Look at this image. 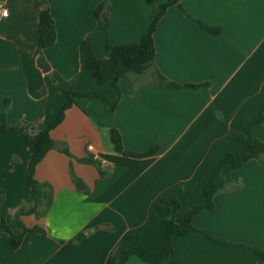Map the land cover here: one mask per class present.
Wrapping results in <instances>:
<instances>
[{"label":"crops","instance_id":"obj_1","mask_svg":"<svg viewBox=\"0 0 264 264\" xmlns=\"http://www.w3.org/2000/svg\"><path fill=\"white\" fill-rule=\"evenodd\" d=\"M44 8L54 18L57 39L40 53ZM152 14L146 0H0V122L41 132L67 102L63 89L101 94L117 104L110 113L100 99L75 98L51 131L58 147L36 168L46 215L21 218L44 233H28L11 250L0 232V264H109L132 247L158 250L166 236V224L153 220L158 202L177 198L182 210L175 220L181 223L205 203L213 164L228 152H248L246 128L264 113V0H179L158 24L147 72L122 78L118 89L100 84L84 67L85 45L107 59L105 45L138 43ZM196 21L221 27L222 34L211 35ZM158 71L182 86L207 87L166 89L157 82ZM111 129L120 132L129 155L114 151ZM252 134L264 142V120ZM31 159L23 135L0 134V191L12 230L18 228L15 214L32 205ZM216 181L224 188L213 210L193 218L198 231L171 237L176 258L182 264H264L255 252H264V160L251 159L240 169L227 165ZM126 264L148 263L133 256Z\"/></svg>","mask_w":264,"mask_h":264},{"label":"trees","instance_id":"obj_2","mask_svg":"<svg viewBox=\"0 0 264 264\" xmlns=\"http://www.w3.org/2000/svg\"><path fill=\"white\" fill-rule=\"evenodd\" d=\"M153 6V14L151 18V24L147 32L142 36L138 43L111 45L107 43L105 45L106 50L110 54L107 59L97 58L91 51V47L88 44L85 45V49L89 52V56L84 63V67L88 69L91 76L96 79L100 84L112 83L116 89H118V83L122 78L130 76H140L145 74L156 56V45L154 35L158 24L162 17L166 14L167 10L175 5H179V0H169L166 3H159L156 0H146ZM107 4H101L96 12V17L100 18L102 13L106 10ZM107 21V20H106ZM211 35L219 36L222 34L221 27H212L202 22L196 21ZM39 43L38 50L41 53L43 50L52 47L57 39V30L54 18L52 17L49 9L44 8L41 14L40 23L38 27ZM157 82L159 85L166 89H181L200 91L207 87V85H179L177 83L170 82L159 71L157 72ZM63 94L67 97V102L63 106L62 110L57 116L55 122L42 130L41 132L31 135L23 130L9 126L5 122H0V134L3 133H19L23 135L28 143V146L32 152V159L28 167V184L31 188L32 205L30 207H22L15 214V221L18 224L16 230H12L8 224L6 216L3 214V204L5 200V193L0 191V232L5 233L4 241L11 250H18L24 243L25 236L28 233H44V230L40 227L27 228L21 218L26 215L35 214L38 218L46 215V212L42 210V186L36 179L35 173L37 166L41 163L47 153L58 147V143L51 137V131L57 127L65 118V113L75 104L76 97H87L93 99H100L105 104L108 112L113 113L116 109V102L110 101L106 96L101 94H81L72 90H62ZM264 120V113H260L259 116L251 122L246 128L245 144L248 152L245 154L235 155L233 153H226L220 159H218L211 168V178L205 184L203 193L205 197V203L197 206L194 210L187 213L184 220L181 223H177L176 215L182 210V203L177 198H162L157 206L158 213L154 216L153 220H161L166 224V236L162 246L155 251H150L143 247L129 248L120 258L112 256L109 264H126V262L133 256H136L148 264H182L175 256L174 250L171 244V237L173 235L185 236L189 233L198 231L192 224L193 218L202 212L204 209L213 210L214 198L216 194L223 190L224 185L216 181L217 176L227 165H231L233 169H240L246 161L251 159L264 160V142L254 137L252 134V128L261 123ZM110 139L114 147V151L118 154L129 155L124 150L123 140L120 132L116 129L110 130ZM61 151L66 155L71 156L67 147H61ZM155 153L152 149L148 154ZM84 163L94 162L91 160H81ZM84 235H81L77 239L69 242V244L78 243L82 240ZM131 236V235H130ZM128 236V238L130 237ZM219 242V241H218ZM221 243V242H220ZM229 246V244H223ZM264 260V252L261 250H255Z\"/></svg>","mask_w":264,"mask_h":264},{"label":"water","instance_id":"obj_3","mask_svg":"<svg viewBox=\"0 0 264 264\" xmlns=\"http://www.w3.org/2000/svg\"><path fill=\"white\" fill-rule=\"evenodd\" d=\"M38 64H39L40 68H42L45 72H47V71L49 70V69L46 67V62H44L43 59H40L39 62H38ZM77 188H78L79 190L84 189V184H83L81 181H79V182L77 183Z\"/></svg>","mask_w":264,"mask_h":264},{"label":"built area","instance_id":"obj_4","mask_svg":"<svg viewBox=\"0 0 264 264\" xmlns=\"http://www.w3.org/2000/svg\"><path fill=\"white\" fill-rule=\"evenodd\" d=\"M1 9H2V16L6 17L8 15V10L5 9L3 6H1ZM90 149L92 150L93 147H90Z\"/></svg>","mask_w":264,"mask_h":264}]
</instances>
